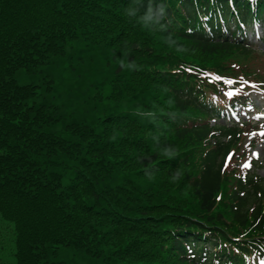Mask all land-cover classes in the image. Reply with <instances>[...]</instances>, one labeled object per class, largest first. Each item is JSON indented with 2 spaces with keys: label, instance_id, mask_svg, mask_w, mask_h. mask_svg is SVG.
Masks as SVG:
<instances>
[{
  "label": "trees",
  "instance_id": "trees-1",
  "mask_svg": "<svg viewBox=\"0 0 264 264\" xmlns=\"http://www.w3.org/2000/svg\"><path fill=\"white\" fill-rule=\"evenodd\" d=\"M254 20L264 0H0L15 264L264 261V180L223 168L243 130L211 124L264 90L237 62Z\"/></svg>",
  "mask_w": 264,
  "mask_h": 264
},
{
  "label": "rangeland",
  "instance_id": "rangeland-1",
  "mask_svg": "<svg viewBox=\"0 0 264 264\" xmlns=\"http://www.w3.org/2000/svg\"><path fill=\"white\" fill-rule=\"evenodd\" d=\"M255 35H248V40L254 44L256 49L264 52V44L262 45L259 42H256V36L264 34V27L257 26L255 27ZM239 64H246L248 68L252 69L260 77L264 76V54L257 53L256 57H251L247 60H238ZM261 98H264L262 95L253 94L252 99L254 102V111L256 109L260 110L259 115L256 113L248 112V119L253 120L256 124L264 120V104L260 102ZM249 111V109H248ZM246 119V118H245ZM259 132L248 134L242 140V146L247 147V152L249 156L245 160H241L238 163V168L249 170L250 174L255 173L260 178L264 179V125L259 127ZM249 165L244 167V165ZM4 225L0 226V264H15L13 252V235H10L8 228H11V224L7 222H1Z\"/></svg>",
  "mask_w": 264,
  "mask_h": 264
},
{
  "label": "snow or ice",
  "instance_id": "snow-or-ice-1",
  "mask_svg": "<svg viewBox=\"0 0 264 264\" xmlns=\"http://www.w3.org/2000/svg\"><path fill=\"white\" fill-rule=\"evenodd\" d=\"M224 95L231 98V97H235L236 92H235V90H233V91H229V92L224 93ZM260 102L262 104H264V98H261ZM248 166L249 165H247V164L244 165V167H248Z\"/></svg>",
  "mask_w": 264,
  "mask_h": 264
},
{
  "label": "clouds",
  "instance_id": "clouds-1",
  "mask_svg": "<svg viewBox=\"0 0 264 264\" xmlns=\"http://www.w3.org/2000/svg\"><path fill=\"white\" fill-rule=\"evenodd\" d=\"M158 11H159V15H160V16H163L164 13H165V9H164V7H160Z\"/></svg>",
  "mask_w": 264,
  "mask_h": 264
}]
</instances>
